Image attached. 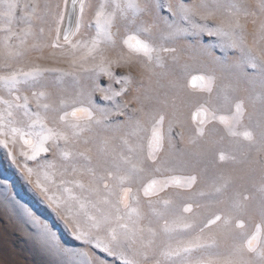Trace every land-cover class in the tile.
<instances>
[{
    "label": "snow or ice",
    "instance_id": "snow-or-ice-1",
    "mask_svg": "<svg viewBox=\"0 0 264 264\" xmlns=\"http://www.w3.org/2000/svg\"><path fill=\"white\" fill-rule=\"evenodd\" d=\"M0 3L5 8L0 13L4 20L0 25L4 33L0 87L7 92V97L0 95V144L5 148L11 144L13 150L19 144V155L37 162L35 181L33 168L25 165L29 182L72 236L90 246L88 252L79 253L85 264H264V165L259 198L245 186L250 176L245 172L221 177L222 184L214 188L222 196L215 201L218 213L207 215L209 206L199 204L195 207L205 212L194 211L191 203L174 210L173 199L161 193L170 188L190 189L197 177L155 178L168 164L158 159L164 148L166 114L149 107L154 99L151 89L133 90V77L117 76L115 71L138 64L143 84L169 59L173 65L184 61V71L201 65V74L191 76L192 87L207 93L210 100L215 92L220 106L231 114L217 116V108L200 104L191 115L196 128L187 143L197 145L205 126L218 120L230 137H240L249 145L258 143L257 151L264 153V0H197L192 4L100 0L95 6L89 0H71V11L69 0H46L45 16L37 15L39 5L23 6L25 26L19 31L12 26L21 7L18 0ZM86 9L91 13L87 21ZM164 9L170 17L161 15ZM82 29L90 31L87 39ZM205 36L215 41L204 43ZM29 37L36 42L30 43ZM178 39L191 40L187 55L160 43ZM217 48L220 56L215 54ZM229 56L236 60L230 62ZM45 60L67 64L69 70L38 63ZM241 63L255 71L242 78L236 71ZM46 73L59 74L55 84L46 82ZM84 74H91L89 79L102 74L110 83L102 88L93 80L90 87L72 93L58 87L64 77L78 81ZM113 82L121 84L118 91ZM169 83L177 90L171 102L175 112L183 85L179 79ZM97 93L111 107L98 105L93 99ZM33 103L35 111L30 107ZM253 115L258 135L245 125V118L251 121ZM113 117L123 119L113 125ZM174 124H180L178 135L184 140L179 120H168L169 132ZM49 153L60 158L59 164H41L38 158ZM9 155L16 163L13 151ZM228 158L224 153L219 157L221 161ZM29 215L55 240L46 224ZM62 252L77 255L68 249Z\"/></svg>",
    "mask_w": 264,
    "mask_h": 264
},
{
    "label": "rangeland",
    "instance_id": "rangeland-1",
    "mask_svg": "<svg viewBox=\"0 0 264 264\" xmlns=\"http://www.w3.org/2000/svg\"><path fill=\"white\" fill-rule=\"evenodd\" d=\"M20 8L16 11V18L13 21V30L19 31L25 25L23 24L22 17L25 15L23 6L26 4L39 5L37 15L45 16L44 4L46 0H18ZM94 6L100 0H89ZM162 4H167L168 0H154ZM174 3L192 4L197 0H173ZM238 2V0H233ZM254 2V0H249ZM52 3H62V0H52ZM72 4L69 0V11H71ZM5 11L4 5L0 3V13ZM30 11V9H29ZM78 11V10H77ZM91 13L86 9V21L89 19ZM161 15L170 17V13L164 9ZM67 23V21H66ZM4 24L3 18H0V25ZM45 37L47 38V25ZM124 29L121 27V33ZM83 38L87 39L90 31L82 29ZM76 39V38H74ZM4 40V33L0 32V43ZM204 43H211L215 38L205 36ZM15 43V39L13 40ZM29 42H36L32 37H29ZM169 47H176L181 55H187L190 51V39H178L177 41H160ZM188 50V51H186ZM215 54L220 56V50L215 49ZM230 62L236 60L235 57L229 56L227 58ZM43 66L47 67H61L69 70L67 64L54 65L51 61H38ZM173 65L169 59L168 64L163 68L155 69V74L152 76L151 81L147 78L140 83V66L133 64L130 68L116 69L117 76L131 75L134 83L132 89H139L143 92L145 89H151L153 100L149 102V107L162 111L166 114V121L164 125L165 142L163 150L158 153V159L167 160L168 164L162 168V174H157L155 178L161 179L166 176H178L181 178L195 175L197 182L190 189H167L165 193H161L164 198H172L174 201L173 209H179L184 203L193 204L194 211L205 212L203 208L197 209L195 205L209 206L210 211L205 214L210 215L211 212H217L219 206L215 201L221 199L219 193L214 192L215 187L222 184L221 177H228L234 175H242L245 172H250V176L245 180V186L253 193L254 196L259 198L257 191L261 185V167L264 165V153H259L257 149L259 144L249 145L248 142L242 138H233L227 134L225 126L220 124L219 121H214L212 124L205 126L204 137L198 140L197 145L187 143V140L195 135L196 124L191 120V115L196 111L200 104L206 107L217 108V116H228L231 113L220 106L217 101V94L214 92L211 100L207 93H201L199 88L192 87L190 80L192 75L201 74V65H192L187 71L182 70V64ZM3 71V69H0ZM236 71L242 78L251 75L255 70L247 67L241 63ZM84 74L78 81L73 77H64L63 82L58 87L65 88L69 93L74 90H79L81 87L88 88L92 85L93 80L98 83L100 87H108V77L104 75ZM46 82L50 85L55 84V77L59 76L58 73H46ZM179 79L183 87L179 90L180 99L176 100L178 111L171 107L173 97L177 94V90L170 86V81ZM115 90H119L121 84L112 83ZM257 91L259 85L257 84ZM21 91L26 93L24 86H21ZM0 95L7 97L5 89L0 87ZM95 102L100 106L111 107V102L100 100L99 93L93 97ZM167 99V105L160 103ZM181 100L183 103H181ZM30 107L35 111V103ZM259 105L257 104V109ZM251 111V109H249ZM122 117H113L110 121L113 125L119 123ZM179 120L184 126L185 139L181 140L178 133L180 132V124H174L171 132L168 130V120ZM257 116L253 115L251 121L245 118V125L257 133L259 130L256 128ZM51 126V125H50ZM240 131L243 128L238 129ZM19 144L16 145L15 150L12 149L10 144L5 148L0 144V264H85L84 257L79 255L82 252H88L90 246L83 245L80 241L76 240L71 231L64 224L63 220L48 204L41 193L35 188L34 183L29 182L25 165L33 168L34 175L32 181L37 179L35 172L37 170V162L26 160L25 157L19 155ZM13 151L16 157V163H13L12 156L9 151ZM146 151V149H145ZM224 153L228 159L221 161L220 154ZM234 157V159H232ZM41 164L47 162H54L59 164L60 158L54 157L51 153L42 154L38 158ZM182 162V163H180ZM43 179V176L40 177ZM148 177H145L147 181ZM231 191V187L229 188ZM176 192L182 193L180 197H175L173 194ZM204 192L205 195H199ZM51 194V193H50ZM153 199H156L153 197ZM158 208L162 205H158ZM148 212L145 206L143 209ZM31 212L35 217L48 226L51 233L54 234L55 240L51 236L46 235L43 229L34 222L33 216L29 215ZM259 222V217H257ZM161 224L163 221L160 222ZM251 230V228H249ZM62 249H68L77 255L69 256L62 252ZM100 255H103L102 253ZM110 261L112 258H108ZM119 264V262H117Z\"/></svg>",
    "mask_w": 264,
    "mask_h": 264
},
{
    "label": "water",
    "instance_id": "water-1",
    "mask_svg": "<svg viewBox=\"0 0 264 264\" xmlns=\"http://www.w3.org/2000/svg\"><path fill=\"white\" fill-rule=\"evenodd\" d=\"M72 9V8H71Z\"/></svg>",
    "mask_w": 264,
    "mask_h": 264
}]
</instances>
